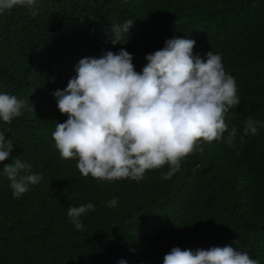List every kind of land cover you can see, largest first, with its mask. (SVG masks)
<instances>
[{
  "label": "trees",
  "instance_id": "trees-1",
  "mask_svg": "<svg viewBox=\"0 0 264 264\" xmlns=\"http://www.w3.org/2000/svg\"><path fill=\"white\" fill-rule=\"evenodd\" d=\"M36 7L35 16L20 5L0 13V91L29 98L23 115L0 121V129L14 142L13 159L43 175L19 198L0 175V264H162L174 246L225 245L264 264V128L237 138L238 148L227 133L205 141L170 179L165 164L140 181L82 175L52 136L67 119L53 92L66 87L81 58L123 47L140 71L145 55L173 36L194 39L201 57L222 54L240 97L224 114L229 129L242 133L248 117L264 120V0H40ZM129 18L127 43L112 45V25ZM89 201L95 207L76 230L68 207Z\"/></svg>",
  "mask_w": 264,
  "mask_h": 264
},
{
  "label": "clouds",
  "instance_id": "clouds-1",
  "mask_svg": "<svg viewBox=\"0 0 264 264\" xmlns=\"http://www.w3.org/2000/svg\"><path fill=\"white\" fill-rule=\"evenodd\" d=\"M40 0H0V13L20 5L33 16ZM129 18L113 24L107 33L112 45L126 44V33L134 26ZM123 41V42H122ZM196 41L173 36L164 46L145 55L147 63L137 71L132 53L121 47L118 52L102 50L101 55L86 56L75 65V75L66 87L53 96L57 108L67 114L52 133L55 146L64 159L76 158L84 176L100 180L144 179L146 170L161 168L170 179L180 170L181 161L192 151H203V142L223 139L238 148L237 138L258 135L264 120L248 117L243 131L229 129L224 114L240 104L235 78L228 74L220 53L209 50L201 57L194 54ZM29 99V98H27ZM27 99L0 91V121L10 123L22 116ZM33 106V105H32ZM0 129V175L9 180L13 196L19 198L38 184L41 173L18 156L13 159L14 142ZM239 155V150H237ZM114 207L118 198L107 201ZM89 201L70 205L67 215L76 230H83L82 217L94 209ZM117 264H127L120 259ZM162 264H259L249 252L231 245L207 249H181L174 246Z\"/></svg>",
  "mask_w": 264,
  "mask_h": 264
}]
</instances>
